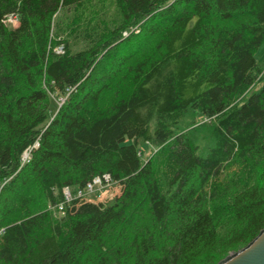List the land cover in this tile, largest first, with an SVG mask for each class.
Returning <instances> with one entry per match:
<instances>
[{"label": "trees", "instance_id": "16d2710c", "mask_svg": "<svg viewBox=\"0 0 264 264\" xmlns=\"http://www.w3.org/2000/svg\"><path fill=\"white\" fill-rule=\"evenodd\" d=\"M263 44L264 0H0V264H219L251 243ZM105 175L113 201L65 203Z\"/></svg>", "mask_w": 264, "mask_h": 264}, {"label": "built area", "instance_id": "2783aa9c", "mask_svg": "<svg viewBox=\"0 0 264 264\" xmlns=\"http://www.w3.org/2000/svg\"><path fill=\"white\" fill-rule=\"evenodd\" d=\"M8 22H16L12 17H10ZM27 155H25V158ZM115 185L108 175L103 176V178L97 177L92 182H90L86 188L79 190L76 194L73 193L69 188L63 190L65 203L69 204L74 200L84 201V202H93L102 198L110 188ZM90 196H94V199H90ZM63 205L59 206V209L62 210Z\"/></svg>", "mask_w": 264, "mask_h": 264}, {"label": "water", "instance_id": "95a60500", "mask_svg": "<svg viewBox=\"0 0 264 264\" xmlns=\"http://www.w3.org/2000/svg\"><path fill=\"white\" fill-rule=\"evenodd\" d=\"M219 264H264V229L246 247Z\"/></svg>", "mask_w": 264, "mask_h": 264}, {"label": "rangeland", "instance_id": "374dc122", "mask_svg": "<svg viewBox=\"0 0 264 264\" xmlns=\"http://www.w3.org/2000/svg\"><path fill=\"white\" fill-rule=\"evenodd\" d=\"M10 25L12 27L16 26V22H12ZM56 50L59 51L58 48ZM255 58L262 65L263 73L257 80L256 84L253 86V88L248 92L246 97L258 91L261 88V86L264 84V44L255 53ZM59 105H60V101L55 100L51 107L52 111L55 112ZM141 148H142L141 152L143 153V159H147V157L153 154V151L148 149L146 146H143ZM119 194H120V186L115 184L110 188V190L102 198L95 200L94 203H109L113 201V199L117 197ZM94 198H95L94 196H90V199H94Z\"/></svg>", "mask_w": 264, "mask_h": 264}]
</instances>
